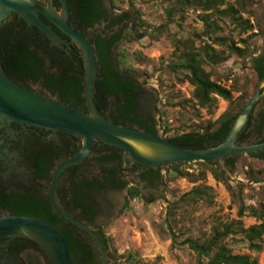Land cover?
Listing matches in <instances>:
<instances>
[{
  "label": "trees",
  "instance_id": "1",
  "mask_svg": "<svg viewBox=\"0 0 264 264\" xmlns=\"http://www.w3.org/2000/svg\"><path fill=\"white\" fill-rule=\"evenodd\" d=\"M165 1L170 4V8L167 9L168 24L172 23L177 13L193 9L200 12L199 17L204 26L203 31L195 35L200 40L204 38V44L201 46L196 47L195 42L190 39L173 42L174 60L166 65V72L174 76L178 83L189 82L194 87L192 99L187 102H191L199 109H205L208 115L214 114L219 99L228 101V106L215 122L198 124L195 129L182 135L164 137L167 142L181 148L218 146L225 140L237 115L253 100L259 80L264 77V43L261 47L263 50L261 55L253 61L252 79L239 78L229 73L225 79L232 81V85L227 88L218 81L211 80L213 70H217L221 63L228 61L231 57L236 56L244 60L253 57L259 51L254 40L260 37L264 42V0H233V3H229V0ZM67 4L74 12V25L93 29L102 22H108L106 28L125 20L127 22L122 24L119 32L114 36L107 37L100 34L96 36L95 44L91 43L98 59L94 100L98 114L114 124L127 126L130 129L157 136L162 128L164 134L169 135L171 130L167 123H162L160 128L155 118V114L159 111L155 107L154 96L136 81L135 71L129 65L131 59L135 63L142 64L148 61L147 57L135 53L130 58L126 51L119 49L122 40L157 39L167 23L149 28L143 23L132 22L128 12H115L119 9L113 0H67ZM244 14L248 17L247 19L243 17ZM223 18L229 19L238 34H246L243 39H240L243 47L237 46L233 41L227 45L228 55L224 50L218 51L214 47L225 45L224 39L215 38L221 29L217 23ZM127 29L129 31L124 35ZM82 60L81 51L76 45H70L66 51L51 47L47 39L35 28L27 29L14 24L0 28V65L12 82L20 86L26 85L27 81L40 82L41 94L48 93L59 103L85 112ZM206 67L212 71L207 72ZM234 92L239 93V96L235 98ZM106 113H108L107 116ZM249 120L248 125L239 135L237 144L249 145L255 136L260 137L264 133V101L259 113L255 116L251 115ZM263 142L264 140L259 143ZM103 146L104 154L97 151L96 158L102 174L91 180H88L86 176L78 175L69 187L70 201L73 206L72 209L67 210L77 219L85 221L87 225H95L96 220L102 216L105 192L111 189L121 190L125 185L116 179L117 170L111 164L116 159L121 160L120 155L110 151L114 147H107L105 144ZM125 158L129 164L131 159L126 153ZM225 161L231 170H236L244 176L245 182L240 179L232 182L231 176L225 169L219 167L217 163L205 161L182 162V164L168 166L172 174L170 179L186 177L191 182H196L206 179L208 171L215 181L223 183L231 197V202L237 206L240 216L254 217L259 221L264 219V149L248 155L228 156ZM42 162L43 160L39 161V168L36 171L39 176L44 174ZM194 164H200L203 167L198 171H192L189 168ZM160 169L161 167H150L143 176L146 177L145 174L152 173L160 182L163 178ZM1 176L0 174V215L10 213L14 216L39 218L56 229L65 239L70 251L71 264H101L99 253L94 249L90 237L62 219L53 210L47 198L37 191L32 193L21 188L11 189L10 184ZM126 193L129 201L140 197V188L131 186L126 188ZM199 199H204L211 204L214 202L212 188L203 182L193 185L190 190L182 194L178 201L171 203L167 225L174 242H176V236L172 232L170 218H173L175 210L183 203H195ZM234 232L243 233L250 248L256 251L262 249L264 222L243 228L239 220L213 226L209 237H187L182 244H188L198 254L201 264H259L250 255L235 253L233 247L225 242V238ZM97 236L105 246L113 247L111 236L102 233L100 235L98 233ZM19 245H22L21 249L29 245H33L35 249H41L33 240L17 238L13 240L9 251L18 252L16 249H19L17 247ZM120 257L124 259L125 264L140 262L135 252L122 254Z\"/></svg>",
  "mask_w": 264,
  "mask_h": 264
},
{
  "label": "rangeland",
  "instance_id": "2",
  "mask_svg": "<svg viewBox=\"0 0 264 264\" xmlns=\"http://www.w3.org/2000/svg\"><path fill=\"white\" fill-rule=\"evenodd\" d=\"M113 1L119 9L115 12H128L132 22L143 23L149 28L167 23L157 39L122 40L119 47L121 51H126L130 58L133 54L140 53L148 59L142 64L135 63L131 59L129 65L135 71L136 81L155 98L154 104L159 111L155 114V118L158 120L159 127L161 128L162 123H167L171 130L169 135H165L162 128L159 133L170 138L175 134L182 135V133L195 129L198 124L217 121L220 114L227 108L228 101L219 99L214 114L208 115L205 109H199L191 102H187L192 99L194 87L189 82L178 83L175 77L169 75L165 69L166 65L174 60L173 42L190 39L195 42L196 47L204 44V38L200 40L195 37L203 31L204 27L199 17L200 12L193 9L181 11L173 17L172 23L168 24L167 9L170 8V4L165 0ZM229 3H233V0H229ZM58 12L60 13L61 10ZM243 17L248 18L246 14ZM217 25L221 29L215 38L224 39L225 45H215V49L224 50L228 55L227 45L232 41L237 46L243 47L240 39H243L246 34H238L228 18H223ZM128 31L127 29L124 35ZM254 42L259 51L253 57L244 60L236 56L231 57L228 61L221 63L217 70H213L211 80L230 88L232 81L225 79L229 73L239 78L252 79L253 61L261 55L263 51L261 47L264 43L260 37ZM205 69L207 72L212 71L207 67ZM233 95L236 98L239 93L234 92ZM261 102L253 116L262 107ZM218 166L229 173L232 182L239 179L245 182L244 176L236 170H231L226 162ZM202 167L200 164H194L189 169L198 171ZM162 174L163 178L157 182L154 190H146L140 197L129 201L125 191L108 190L105 192L102 206L104 212L96 220V226L101 227L104 234L113 238V247L106 248V264H125L120 255L128 252L138 254L140 259L138 264H201L198 254L188 244H182L185 238L209 237L212 227L221 225V223L239 220L243 228H248L264 222V219L259 221L254 217L240 216L237 206L231 202V197L223 183L215 181L208 171L206 179L196 182H191L186 177L170 179L172 174L166 166L163 167ZM200 182L212 188L214 202L211 204L204 199H199L195 203H183L181 207H178L173 218H170L172 232L176 236V242H174L167 225L169 207L172 202L178 201L183 193ZM225 242L233 247L235 253L250 255L259 264H264V236L260 251L250 248L248 240L240 232L230 233L225 238ZM108 252L112 255L109 256Z\"/></svg>",
  "mask_w": 264,
  "mask_h": 264
},
{
  "label": "water",
  "instance_id": "3",
  "mask_svg": "<svg viewBox=\"0 0 264 264\" xmlns=\"http://www.w3.org/2000/svg\"><path fill=\"white\" fill-rule=\"evenodd\" d=\"M61 6L59 13L46 0L45 7H39L36 0H0V26L12 14L17 15L26 26L36 28L51 44L62 51L76 45L82 54L84 101L86 111L75 110L59 103L50 95L24 88L5 74L0 65V126L6 128L13 137L10 125H29L52 133L68 134L81 142L79 150L65 157L53 172L50 181L49 199L54 211L65 221L84 231L100 255L101 264L107 263V249L94 229L86 222L77 219L61 204L56 194L59 178L66 170L82 164L94 144H105L122 150L133 163L142 166V171L150 167H168L182 162L205 161L223 165L228 156L253 154L264 149V142L256 145L237 144L238 137L249 123L258 104L264 100V77L259 80L255 96L237 115L228 135L220 145L210 148H185L172 145L158 133L157 136L117 125L101 117L94 105L97 79V56L88 37L75 30L68 21L70 10L67 0H57ZM44 16L50 24L41 18ZM52 27L68 40L61 39ZM0 157L10 166V154L0 146ZM224 169V168H223ZM24 238L35 241L44 251L48 264H71L67 242L59 232L47 222L31 216L0 215V255L7 256V246L14 239Z\"/></svg>",
  "mask_w": 264,
  "mask_h": 264
},
{
  "label": "flooded vegetation",
  "instance_id": "4",
  "mask_svg": "<svg viewBox=\"0 0 264 264\" xmlns=\"http://www.w3.org/2000/svg\"><path fill=\"white\" fill-rule=\"evenodd\" d=\"M36 2L39 7L46 6V0H36ZM52 5L57 11L61 10V6L58 4L57 0H52ZM69 10V24L85 37H88L92 45L95 44L94 40L97 35L101 34L102 36L105 35L107 37L114 36L119 32L122 24L126 22L125 20L120 24L112 25L108 28H106L108 22H102L100 25L95 26L93 29L84 28L78 26L77 24L74 25V12L71 10L70 6ZM41 18L46 24H50L49 20L44 16H42ZM8 24L21 25L23 27H26L27 29L34 28L33 26H26V24H24L22 20H19V18L15 14H12V16L8 20L3 22L0 28ZM52 29L61 39L67 40V38L65 36H62L56 29H54V27H52ZM22 87L37 91L39 93L42 91L40 82L34 83L31 81H27L26 85H22ZM47 95L49 94L47 93ZM263 101L264 100H262V102ZM107 115L108 113H106V116ZM10 127L13 133V137L7 132L6 128L0 126V146L10 154V160L13 163V166H10V164L5 159L0 157V174L2 175L1 177L8 184H10L11 189L21 188L31 191L32 193L34 191H37L43 197L47 198L50 202L49 189L51 177H53L54 170L56 169L57 165L65 159V157L73 155L79 150L81 142L77 139L74 140L75 137L71 135L52 133L48 130L37 128L34 126H25L13 123L10 125ZM262 140H264V133L260 137L255 136L250 141L249 145H256ZM103 147V145H99L97 143L94 144L91 148L89 156L86 157L82 164L69 167L66 172L59 178L56 188V194L64 208L72 209L73 204L70 201L71 192L69 187L71 185V182L75 180L78 175L86 176L88 180H91L93 177L100 176L102 174L101 167L99 166L98 160L96 158L98 156L97 151H101V154H104L105 151ZM110 151H115L120 155L121 160L116 159L114 163H111L112 166H115L117 170L116 179L125 184L124 188L120 191H125L126 195V188L128 189L131 186H138L140 188V195H142L146 190H154L156 188V184L159 181L154 177L152 173L145 174L146 177L143 176L148 168L142 171V166L138 165L137 163H133L132 160L128 164L125 160V152L120 149L114 148ZM42 160L43 162L41 166L42 168H44V174L42 176H39L36 174V171L39 168V161ZM162 169L163 167H161L160 169L161 173ZM89 226L94 229L96 235L98 233L99 235L101 233L104 234L103 229L99 226H96V224ZM12 245L13 241L7 246L8 258L4 259L3 256L0 255V264H48L45 253L42 249H35L33 245H29L25 249H21L22 245H19L17 246L19 247V249H16L18 252L11 253L9 249ZM108 254L109 256L112 255L111 252H108Z\"/></svg>",
  "mask_w": 264,
  "mask_h": 264
}]
</instances>
